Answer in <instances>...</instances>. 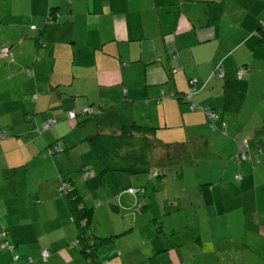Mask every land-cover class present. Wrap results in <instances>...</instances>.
I'll list each match as a JSON object with an SVG mask.
<instances>
[{
    "label": "crops",
    "instance_id": "obj_1",
    "mask_svg": "<svg viewBox=\"0 0 264 264\" xmlns=\"http://www.w3.org/2000/svg\"><path fill=\"white\" fill-rule=\"evenodd\" d=\"M259 26L264 31V0H0V48H9L0 54V230L15 247L3 248L0 238V264L13 255L16 264H91L88 255L94 264H264V219L253 207L264 218V153L255 161L264 144V55L245 44ZM218 66L222 77L212 73ZM189 78L198 80L193 110L183 98ZM226 85L245 91L237 113L223 109ZM251 87L262 110L244 116ZM86 107L98 111L79 114ZM201 107L215 113V129ZM223 124L230 133L219 150L235 160L241 145L233 136L240 134L250 158L233 163L218 155L208 165L226 169L198 189L165 187L172 178L154 146L143 176L102 172L110 135L124 127H144L134 136L162 147L185 142V153L194 149L191 140L205 143ZM58 140L61 150L43 157ZM148 176L157 180L150 185ZM60 178L90 213L83 233L57 192ZM133 185L144 193L124 191ZM136 202L140 209L132 211ZM211 202L218 216L243 218L215 224Z\"/></svg>",
    "mask_w": 264,
    "mask_h": 264
},
{
    "label": "trees",
    "instance_id": "obj_2",
    "mask_svg": "<svg viewBox=\"0 0 264 264\" xmlns=\"http://www.w3.org/2000/svg\"><path fill=\"white\" fill-rule=\"evenodd\" d=\"M50 18L52 19V15L49 14ZM42 44V43H41ZM245 44L248 46V48L254 53V55H260L263 54L264 55V31L261 28V26H259L258 28H256V30L249 36L246 38L245 40ZM243 67H245V65H242ZM221 68H219V66L217 68H215L212 73L217 75L218 77H222L219 76V73L221 72ZM191 78H189L188 80H190ZM238 79V78H237ZM241 79L236 80V83H241V81H239ZM197 86L195 88V91L192 93L191 95V101L188 102L189 108L191 110H193L197 104L195 103L194 99H193V94L196 92L197 90ZM190 85H189V81H188V89H189ZM223 109L225 111H230V112H239L242 108L243 102H244V95H245V91H241L238 89H234L233 86H228L226 85L223 89ZM187 93V92H186ZM185 94V93H184ZM33 95H37L38 94H33ZM33 95H32V99H33ZM193 106V107H192ZM89 111L83 113L84 109H87ZM202 112L205 114V116L207 117V119L212 123V129H215V126L213 125V122L216 118L215 113L212 110L207 109L206 107L202 108ZM74 111V110H72ZM98 109L97 108H93V107H86V108H82L79 112V114L83 115V116H91L94 115L95 113H97ZM207 112H210L212 114V118H209V116L207 115ZM74 117L73 118H68L70 120H73L76 118L77 113L74 111ZM45 122V121H44ZM53 124V123H52ZM51 125V124H50ZM49 125V126H50ZM224 125V126H223ZM221 125V129L225 130L226 126L225 124ZM263 127H264V123H263ZM129 129V131L127 130ZM40 128H38L37 132L39 134H41L42 131H39ZM43 130V129H41ZM45 130V129H44ZM122 131L120 132L119 135H110V137L112 139H114L113 144H109L107 151H106V157L104 160V165L105 168L102 170V172H106V171H124V172H128V173H132V174H139V173H146L148 172L149 167L152 165V163L150 162V154H151V148L152 146H158V147H162L159 146L158 144H156V141H149V139H147L146 137H137L134 136V132H144V127H124L121 129ZM145 133V132H144ZM234 140H237L234 137ZM133 142L136 145H141V148L138 149V151H135V149H129V145L128 142ZM125 142V143H123ZM56 144L58 145V149L55 148ZM142 144H144L145 146L142 147ZM180 144L182 147H180ZM185 142H181L179 143V146H174L172 149L177 150L174 153H178L177 156L174 153H170V149L171 146H169L168 144H164L162 148L167 149V151L165 153H162V156L160 157V160H164V161H160V166L159 167H163L164 170H166L167 172L170 171V161H173L179 157H181V154L184 153V149H185ZM135 146V145H134ZM123 147L126 148V150L123 149ZM47 149L51 150V154L53 152H57L61 150V142L58 140L55 143H53L51 146L47 147ZM51 154H48L46 152H44L42 154L43 157L46 156H50ZM119 158V159H117ZM136 158H138L136 160ZM134 160L135 162H133V165H130V160ZM162 163H164V166H162ZM155 167V166H154ZM154 169V168H153ZM160 169V168H159ZM151 170V169H150ZM149 170V171H150ZM161 176V175H160ZM66 182L68 184V186L71 188V190H68L65 194H62V192H60L59 187L61 182ZM136 188H139L140 190L142 189L143 191H139L140 194L144 193V186H138ZM57 192L58 194L62 195V196H66L69 200V204L71 207V211H72V217L74 221H77L78 224L80 225V230L83 233V231L88 227V221H89V217H90V213L85 210L82 207H79L80 205V198L78 196H76L77 194L74 193V190L72 188V184H70L67 180L60 178L59 179V184L57 186ZM135 195V194H133ZM140 208H138L137 210H139ZM134 210V209H133ZM135 210V211H137ZM0 238L4 241L7 245H12L10 244V242L6 239L7 236V231L5 229H1L0 230ZM81 233V234H82ZM80 239H85L84 236H81ZM107 238H97V243L106 240ZM79 241V239L77 240ZM81 241V240H80ZM3 248L8 249L9 251H14V246L13 249H9L8 246H5ZM43 251V250H41ZM41 251H40V257H41ZM47 251V250H46ZM89 251V252H88ZM48 252V251H47ZM85 252L88 254L90 253V250H85ZM49 254V252H48ZM88 257L91 259L90 263L94 264L93 259L90 257V255H88ZM18 257L16 255H13V258L10 262L6 263V264H16ZM46 260V259H43Z\"/></svg>",
    "mask_w": 264,
    "mask_h": 264
},
{
    "label": "rangeland",
    "instance_id": "obj_3",
    "mask_svg": "<svg viewBox=\"0 0 264 264\" xmlns=\"http://www.w3.org/2000/svg\"><path fill=\"white\" fill-rule=\"evenodd\" d=\"M1 49L2 48H0V50ZM244 72H245V68H244ZM0 79H3L1 81H4V76L0 77ZM259 85L260 86L262 85V80L259 81ZM3 87L4 86H0V93H3ZM256 94H259V89L253 88L249 96H247L244 111H243L244 116L251 113V111L256 107H257V110L259 109L262 110V108H260L261 103L259 102V99L257 98L259 97V95L256 96ZM261 101L264 102L263 97ZM213 125L214 126L218 125V122H216L215 124L213 123ZM210 126H212L211 123H210ZM214 131L215 133H213L212 135L210 134L208 138L205 139L206 140L205 143L200 142V141L191 140V144L194 146V149L187 150L185 153L181 154V157L173 161H170L169 166L171 169L169 171L170 172L169 175L167 174V176H170L169 178H172V179L170 180L167 178L165 187L169 188L170 190L180 189L181 187H183L187 189V191H190L192 190L193 187L198 189L199 183L202 181L204 182V180L206 181V178H209V179L213 177L218 178L222 174V172L226 169V164L221 162V164L208 165L210 164L209 162H214V159H219L218 155L223 154L224 157H226L223 159L236 163V160L232 159L231 157H228L225 151L219 150V147H220L219 144H221L225 140L226 135H229L230 130H226V129L222 130L220 126V128H217ZM234 132L235 131H233V133ZM236 135L238 134H234L233 138ZM238 136L240 138L239 140L240 145H242L245 136H241L240 134ZM188 143H190V141H188ZM236 145L239 147V143H235V147ZM168 150H170L171 154L177 151L172 148ZM233 150L235 151V149ZM47 151L48 149L46 148L44 152H47ZM166 151L167 149L165 148H162V147L160 148L158 146H155V149L153 150L154 158L160 159V157L162 156V153H165ZM174 154L177 156L178 153H174ZM152 159L150 158L151 163L155 161V160L152 161ZM139 176H143V174L141 173L139 174ZM148 178H151V179H148ZM146 180L147 181L150 180V185H151L155 180H157V178L154 176H148ZM210 185L211 184H205L203 188L209 189ZM129 187H138V186L133 185ZM129 187H127L126 190L124 191L128 192L127 189ZM192 193L196 194L195 192H192ZM200 197L201 196L199 195V198ZM260 201L263 202L264 197H262ZM206 204H209L207 206L208 212L210 214L209 216L211 217L213 223L215 224L216 223L226 224L224 220H228L234 226L236 223H238L243 218V215L238 214V213L229 214L226 217L224 214L223 215L221 214L222 216L220 215L221 216L220 217L216 214L215 209H213L214 207L212 206V202L206 203ZM134 205L135 204L131 206L132 211H133ZM201 206L203 207V202H201ZM253 207L258 208V212L261 213V221H263L264 219L262 216L263 208L259 204L253 205ZM198 211H203V209H198ZM245 216L247 215L245 214ZM235 230H237V228H235Z\"/></svg>",
    "mask_w": 264,
    "mask_h": 264
},
{
    "label": "built area",
    "instance_id": "obj_4",
    "mask_svg": "<svg viewBox=\"0 0 264 264\" xmlns=\"http://www.w3.org/2000/svg\"><path fill=\"white\" fill-rule=\"evenodd\" d=\"M52 22V19L50 18V16L48 15L46 17V23H51ZM31 29H37V27L35 25H32L31 26ZM44 46V44H41ZM9 52V48L7 46H4L2 49H1V55L2 56H5L7 55ZM180 68L179 67H173L172 68V72H176L178 71ZM244 72V69L243 68H239L237 70V76L238 78L241 77V75L243 74ZM219 76H222V73H219ZM189 81V89L187 91V93L185 94V99H187L188 101H191V95L192 93L195 91V88H196V85H197V79L196 78H191ZM37 95H33V99H36ZM193 107V106H192ZM89 111L88 108L87 109H84L83 110V113ZM74 111L70 110L68 111L67 113V116L69 118H73L74 117ZM207 115L209 116V118H212V114L210 112H207ZM55 120L52 118V119H49L48 121L46 122H43L41 128L44 130V129H47L49 127L50 124L54 123ZM4 136V135H3ZM235 138L237 139L238 136L236 135ZM56 149H58V145L56 144L55 146ZM46 153L48 154H51V150L49 149ZM264 153V145L260 148H258L257 150V154L255 156V161L258 162L259 161V158H258V155ZM235 158L238 159V160H247L250 158V155L248 153V144H247V141H244L243 140V143L241 145V148L239 150V152L235 155ZM156 174V172L154 173ZM59 190L60 192H62V194H65L68 190H71V188L68 186V184L66 182H61L60 184V187H59ZM139 191H143L142 189L140 190L139 188H136V187H131V188H128V192H130L131 194H137L139 193ZM138 208H140V203L139 202H136L133 209L134 210H137ZM1 235V233H0ZM5 246H8L9 249H13V245H7L6 243L4 244ZM48 256V252L46 250H43L41 251V258L42 259H46ZM31 260V259H30Z\"/></svg>",
    "mask_w": 264,
    "mask_h": 264
},
{
    "label": "clouds",
    "instance_id": "obj_5",
    "mask_svg": "<svg viewBox=\"0 0 264 264\" xmlns=\"http://www.w3.org/2000/svg\"><path fill=\"white\" fill-rule=\"evenodd\" d=\"M48 15H49V14H48ZM48 15H47V16H48ZM47 16H46V17H47ZM46 24H48V23H46ZM44 45H45V44H44ZM179 68H180V67H179ZM240 68H243V67H240ZM238 69H239V68H238ZM238 69H237V70H238ZM243 69H244V68H243ZM243 73H244V72H243ZM242 75H243V74H242ZM242 75H241V77L238 78V76H237V71H236V78L241 79V78H242ZM222 76H223V74H222ZM197 84H198V80H197ZM185 94H186V93H185ZM183 98L185 99V97H183ZM185 100L188 101L187 99H185ZM237 136H238V135H237ZM238 139H239V137L237 138V140H238ZM263 145H264V144L260 145V147H262ZM260 147H259V148H260ZM234 158H235V156H234ZM235 160H238V159L235 158ZM238 161H239V160H238Z\"/></svg>",
    "mask_w": 264,
    "mask_h": 264
}]
</instances>
